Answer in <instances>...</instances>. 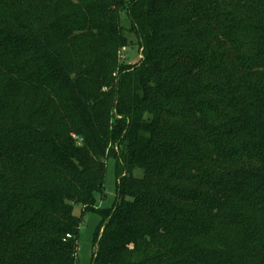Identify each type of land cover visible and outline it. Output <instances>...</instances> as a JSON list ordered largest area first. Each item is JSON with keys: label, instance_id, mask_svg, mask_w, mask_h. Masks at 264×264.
Wrapping results in <instances>:
<instances>
[{"label": "trees", "instance_id": "trees-1", "mask_svg": "<svg viewBox=\"0 0 264 264\" xmlns=\"http://www.w3.org/2000/svg\"><path fill=\"white\" fill-rule=\"evenodd\" d=\"M126 3L0 0V264H264V0Z\"/></svg>", "mask_w": 264, "mask_h": 264}, {"label": "rangeland", "instance_id": "rangeland-1", "mask_svg": "<svg viewBox=\"0 0 264 264\" xmlns=\"http://www.w3.org/2000/svg\"><path fill=\"white\" fill-rule=\"evenodd\" d=\"M129 5L132 0H126ZM119 24L122 28L123 36L126 40V45L123 46L117 54V62L120 67L131 68L140 63L142 60V47L138 37L130 31V22L125 13H121ZM134 176L141 177L142 171L137 169L133 172ZM115 170L114 160L106 161V175L104 181V197L96 202V208H108L114 203L115 196ZM73 214L81 218L80 233L77 244V255L80 264H89L92 255L96 251L92 246L93 234L100 223V218L92 212H84L83 208L75 205ZM102 232V227L99 228V235Z\"/></svg>", "mask_w": 264, "mask_h": 264}]
</instances>
